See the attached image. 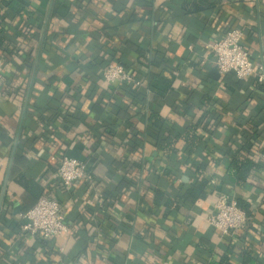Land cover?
Instances as JSON below:
<instances>
[{"label":"crops","instance_id":"1","mask_svg":"<svg viewBox=\"0 0 264 264\" xmlns=\"http://www.w3.org/2000/svg\"><path fill=\"white\" fill-rule=\"evenodd\" d=\"M23 3L31 18H15L12 55L0 51V264H212L230 248L264 264V82L214 72L210 49L238 29L264 72V0ZM110 53L142 87L105 82L97 64ZM153 77L170 82L164 99L150 92ZM149 109L166 121L159 138L148 130ZM192 126L201 143L191 156L183 138L161 144ZM246 143L260 167L241 184L228 165ZM63 155L86 162L92 181L63 186ZM20 175L61 204L68 235L21 234V215L36 204L16 182ZM201 180L198 200L164 207ZM157 190L165 193L160 205ZM221 193L250 204L252 217L237 235L208 223Z\"/></svg>","mask_w":264,"mask_h":264},{"label":"built area","instance_id":"2","mask_svg":"<svg viewBox=\"0 0 264 264\" xmlns=\"http://www.w3.org/2000/svg\"><path fill=\"white\" fill-rule=\"evenodd\" d=\"M243 34L235 29L228 31L220 40L210 45L215 66L221 75L234 74L241 81L256 76L264 82V72L255 65L248 50L242 44ZM103 79L108 84H128L135 88L143 86L134 70L121 64L110 63L103 69ZM57 176L66 188L75 183L92 181L86 162L61 156L57 163ZM247 214L238 206L236 200L221 193L208 223L223 236H234L243 231L248 223ZM22 235L51 240L70 233V227L62 218L61 204L52 198H40L36 205L21 215Z\"/></svg>","mask_w":264,"mask_h":264},{"label":"trees","instance_id":"3","mask_svg":"<svg viewBox=\"0 0 264 264\" xmlns=\"http://www.w3.org/2000/svg\"><path fill=\"white\" fill-rule=\"evenodd\" d=\"M23 16H28L31 18V13L27 10L25 3L23 0H0V51L4 54H9L11 51L8 49L10 46V38L8 36V31L12 29V24L15 18H20ZM99 61V60H98ZM110 63H116L123 65L126 67L120 59H118L115 55L111 54L105 61H99L98 66L101 68H105ZM150 92L154 93L155 97H160L164 99L165 95L171 91V84L169 81L165 80L162 77H153L150 81L149 85ZM148 113V129L151 133L156 134L159 138L160 134L165 129V119L161 116V111L149 109ZM198 127V126H197ZM196 126L189 127L183 133H179L176 136L172 137V132L165 134V137L162 139L161 144H164L165 147L171 148L175 143L176 138H183L185 142L189 145L188 154L191 156L197 146L201 143V139L197 138L195 135V131L197 129ZM256 138V134H252V139ZM135 147V148H134ZM132 147V149H137L136 145ZM138 147V146H137ZM252 143H246V145L240 149V151L236 152L232 155L231 161L228 165V173L233 176L238 182L241 184L246 183L248 177L257 169H259V164L255 163L253 160L248 158L247 155L251 153ZM244 152L246 154L245 157L241 156V153ZM88 167V172H89ZM205 169V165L197 166L195 168L196 173L200 174L201 171ZM16 182L25 189L28 194V197L31 198L35 204L39 201L40 198H43V190L37 183L33 180L26 178L25 175H20L16 178ZM207 186V182L201 180L199 182H195L193 187H190L185 195L180 196L175 195V197L167 198L164 207L167 209H179L181 205H186L187 202H195L200 197L204 195L205 189ZM155 204L160 205V200L165 197V193L157 190L155 193ZM46 197V196H44ZM238 206L247 214L248 218L252 217L251 207L249 203H246L242 200H237ZM32 208V207H31ZM30 209V208H29ZM27 209V211L29 210ZM231 255H236L242 260V264H256L255 258L251 255V253L246 248H241V250H237L235 248H230L227 251V255L220 259L219 262H213L212 264H231L230 257Z\"/></svg>","mask_w":264,"mask_h":264},{"label":"water","instance_id":"4","mask_svg":"<svg viewBox=\"0 0 264 264\" xmlns=\"http://www.w3.org/2000/svg\"><path fill=\"white\" fill-rule=\"evenodd\" d=\"M218 70L215 69L214 72H217ZM8 181V180H7ZM5 190H6V184L4 186V189H3V192H2V195H1V199H0V212H1V208H2V204H3V200H4V194H5ZM19 209H16L15 210V213L18 212Z\"/></svg>","mask_w":264,"mask_h":264}]
</instances>
